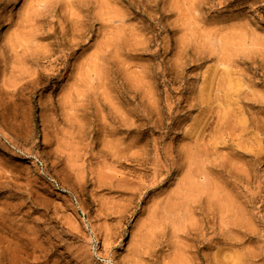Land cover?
Returning a JSON list of instances; mask_svg holds the SVG:
<instances>
[{
	"label": "rangeland",
	"instance_id": "374dc122",
	"mask_svg": "<svg viewBox=\"0 0 264 264\" xmlns=\"http://www.w3.org/2000/svg\"><path fill=\"white\" fill-rule=\"evenodd\" d=\"M0 264H264V0H0Z\"/></svg>",
	"mask_w": 264,
	"mask_h": 264
}]
</instances>
